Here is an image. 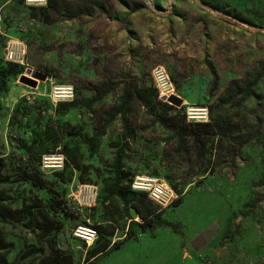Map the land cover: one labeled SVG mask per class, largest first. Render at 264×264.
Masks as SVG:
<instances>
[{
    "label": "rangeland",
    "instance_id": "374dc122",
    "mask_svg": "<svg viewBox=\"0 0 264 264\" xmlns=\"http://www.w3.org/2000/svg\"><path fill=\"white\" fill-rule=\"evenodd\" d=\"M16 44L22 62L8 57ZM157 67L173 92L159 93L150 111L130 97L123 114L124 92L154 86ZM257 73L253 95L235 93ZM66 85L73 98L59 100L54 88ZM200 106L207 121L188 120ZM164 113L184 121L183 145L156 120ZM123 143L132 179L154 176L178 194L164 209L149 200L164 223L153 243L169 249L184 232L210 229L220 238L206 264H264V0H0V174L8 176L0 207L29 205L63 227L46 236L31 218L0 220V239L11 244L0 254L11 264H45L62 249L73 264H91L90 253L109 245L103 264L120 261L113 251L142 232L132 226L128 238L130 221L104 189ZM55 153L63 168L42 171V156ZM81 184L97 195L80 206L73 197ZM78 225L97 229L91 246L72 236Z\"/></svg>",
    "mask_w": 264,
    "mask_h": 264
},
{
    "label": "trees",
    "instance_id": "16d2710c",
    "mask_svg": "<svg viewBox=\"0 0 264 264\" xmlns=\"http://www.w3.org/2000/svg\"><path fill=\"white\" fill-rule=\"evenodd\" d=\"M78 16L77 14L71 15V17ZM262 73H257L254 75L251 81L247 82L243 87H239L235 89V93L241 95L243 97H250L253 95V90L256 87L258 80L262 77ZM130 97H134L145 109L152 110L158 104V91L157 89L151 85L148 87H144L142 89H135V90H126L124 92V96L122 97V103L120 110L122 113H125V109L127 107L128 99ZM73 105V102L64 103L60 106L64 108L70 107ZM156 120L174 132L178 140L181 142V145L184 144L185 136L187 135L184 121L181 120L180 122H175L172 118H167L166 113L160 114L156 117ZM200 127L208 126L206 124H197ZM125 138L127 137V132L125 131L124 135ZM97 135H94V141L97 142ZM127 143H123L120 147H117V152L115 155V159L113 163L110 165L111 168V183L108 184V181L104 183V189L107 192L108 196L116 197L121 205L123 213L129 219V227L127 229L126 235L128 238L134 237V233L129 229L132 226L138 227L142 232L149 231L152 232L158 226H162L164 223L159 221L156 218V208L152 205V203L147 199L146 193L143 192H136L131 189V181L132 177L129 171L124 169V153L126 149ZM41 161V159H40ZM39 161V166H40ZM4 166L2 159H0V168ZM31 183L33 182L32 177L27 178ZM8 181L7 175L0 174V183H5ZM39 184H42L39 181ZM262 185L264 186V174L262 175ZM174 190V189H173ZM175 191V190H174ZM176 192V191H175ZM177 201V200H176ZM175 201V202H176ZM57 205L59 208L67 213V208L62 201H58ZM130 210H133L138 217L141 218V222L134 221L130 217ZM247 216V213L245 214ZM20 219L24 221L26 219L31 218V222L36 224V228L45 231V235H51L55 233H60L62 231V225L59 221H56L52 216L44 211H39L37 214L34 213V207L32 206H25L21 209H11L9 207H0V220L5 219ZM173 226V225H172ZM174 227V226H173ZM238 225H235V229L233 231L226 230L224 233V238L227 240H232V238L238 233L237 230ZM96 229V228H95ZM97 230V229H96ZM174 230V228H173ZM11 247V244L5 243L3 239H0V248L4 250H8ZM115 249L118 247H114ZM111 248L109 245L104 246L99 250H95L88 259H93L94 261L102 255H105ZM0 264H11L6 259L5 255L0 254ZM45 264H73V255L70 252L62 249H55L50 257L49 262ZM93 264V263H91Z\"/></svg>",
    "mask_w": 264,
    "mask_h": 264
},
{
    "label": "built area",
    "instance_id": "2783aa9c",
    "mask_svg": "<svg viewBox=\"0 0 264 264\" xmlns=\"http://www.w3.org/2000/svg\"><path fill=\"white\" fill-rule=\"evenodd\" d=\"M28 1V0H27ZM30 1V0H29ZM46 0H43L45 3ZM16 44V50L10 49L8 57L11 59L17 56L18 60L15 62H22L24 58V51ZM154 87L158 94H170L173 92L172 82L167 73L162 67H157L153 71ZM54 95L59 100H71L73 98V87L70 85L57 86L54 88ZM188 120L194 122H206L208 118L207 107H192L186 112ZM64 158L62 154L55 153L44 155L40 161V168L42 171H56L63 168ZM131 189L136 192L146 193L147 198L156 205L159 209L167 208L175 203L178 199V194L168 185L163 183L160 179L148 175H136L131 181ZM97 195L95 186L81 184L76 191V199L81 206L86 202H91ZM78 198V199H77ZM72 236L84 243L86 246H91L97 239V230L91 225H78L72 230Z\"/></svg>",
    "mask_w": 264,
    "mask_h": 264
},
{
    "label": "crops",
    "instance_id": "0c3cea01",
    "mask_svg": "<svg viewBox=\"0 0 264 264\" xmlns=\"http://www.w3.org/2000/svg\"><path fill=\"white\" fill-rule=\"evenodd\" d=\"M155 229L152 232H140L137 235V241L136 239L125 241L120 248L113 251L122 255L121 260L111 264H206L205 259L213 256L214 246L220 238V233H213L210 229L184 232L179 235L177 245L169 246L168 249L166 243L156 245V242H152L153 235L158 237V234H162ZM133 243L136 245H132ZM128 246L133 248L134 254L124 255V250H127L125 247ZM110 255H103L93 264L105 263Z\"/></svg>",
    "mask_w": 264,
    "mask_h": 264
},
{
    "label": "water",
    "instance_id": "95a60500",
    "mask_svg": "<svg viewBox=\"0 0 264 264\" xmlns=\"http://www.w3.org/2000/svg\"><path fill=\"white\" fill-rule=\"evenodd\" d=\"M40 78H41V80H44V79H45L44 76H41ZM172 100H173V101H176L174 98H172Z\"/></svg>",
    "mask_w": 264,
    "mask_h": 264
}]
</instances>
